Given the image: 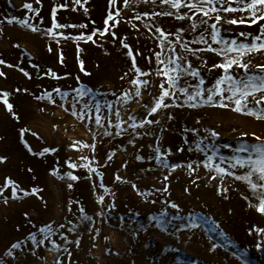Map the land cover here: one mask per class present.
<instances>
[{
	"label": "rangeland",
	"instance_id": "1",
	"mask_svg": "<svg viewBox=\"0 0 264 264\" xmlns=\"http://www.w3.org/2000/svg\"><path fill=\"white\" fill-rule=\"evenodd\" d=\"M25 3L39 8V14L25 9ZM62 3L67 7L58 9L57 22L76 26H65L54 32L69 39L44 34L52 26L50 8ZM129 3L130 8H126L122 0H117V7L113 8L107 0H88L84 4L88 12L84 13L73 0H41V5H36L34 0H0V59L5 61L0 71L6 74L0 77V92L9 93L8 101L17 117L13 119L0 103V157H5L4 163H0V187L6 178L18 186L17 199L11 197V188H4L0 195V261L3 264H57V261L59 264H264V233L257 231L264 228V216L249 207L258 203L261 190L253 192L247 181L235 179L236 175H244L247 168H228L227 163L221 162V157L227 159L234 154L246 160L248 152L235 153L234 150L242 144L260 143L255 136L264 139V121L230 108L207 105L194 109H163L149 115L147 107L158 95L156 81L162 82V78L131 72V59L124 54L127 50L120 40L129 44L133 56L141 53L136 56L137 67L152 72L156 67L154 58L150 57L153 63L148 65L142 57L150 50L159 51L155 47L158 40L151 38L153 34L145 25L175 32L180 26L187 29L188 22L164 16L148 19L143 15L135 20L132 17L144 11H167L168 6L160 4L159 0L155 4H145L143 0H129ZM108 11H118L117 19L123 18L112 29L118 39L107 34L93 36L96 44L76 39L100 29ZM22 21L39 31L32 32ZM80 24L87 27L80 28ZM133 24L136 28H132ZM224 28L236 31L225 32ZM241 29L249 31L244 25H224L221 34L225 39L240 42L244 39L237 35ZM191 38L183 35L185 41ZM78 48L81 51L77 52ZM60 55H63V63L58 59ZM199 55L208 60L207 68H211L213 61L219 62L214 54ZM78 58L83 60L89 75L80 71ZM249 59L252 65L264 63V54L255 53ZM190 60L194 67H199V61L192 57ZM9 64L12 67L6 66ZM21 69L29 76L25 77ZM233 71L243 75V70L234 67ZM125 73L128 76L122 80ZM201 76L205 79L201 87H211L217 70L202 69ZM132 78L149 80L147 87H140V97L135 96L136 88L129 83ZM189 82L195 83L191 78ZM78 88L91 92L76 104L74 90ZM65 92L68 95L62 98L61 93ZM249 100L248 108H253L251 98ZM218 101L219 97L214 98V103ZM85 102L89 106L102 105V114L108 117L105 128L112 136H102L104 129H99L94 119H89L94 116V110L87 112L84 120L70 115L71 111H86ZM177 102L187 103L182 95ZM259 107L264 105L255 106V110ZM116 111L120 113L121 129L127 131L109 126V122H118L113 115ZM134 111L136 119L131 116ZM168 113L172 114V120H167ZM144 119L160 123L145 124L135 131L129 127L133 123L139 125ZM185 128L197 129L195 136L184 132ZM205 130H214L218 136L205 139ZM117 132L120 135H116ZM146 132L151 135H145ZM201 140L204 152L195 147ZM74 141H79L75 147L72 146ZM83 144L95 147H81ZM45 148L49 152L40 155ZM52 148L56 151H51ZM155 148L161 151L156 153ZM178 148L184 150L178 152ZM157 155L168 167L155 159ZM82 156L87 159H80ZM137 156L141 159L137 160ZM208 156L213 157L211 170L204 167ZM69 163L77 167L69 168ZM122 164L125 167H121ZM188 164H192L195 171H189ZM217 164L234 175L216 173ZM174 165L180 167L173 170ZM67 173L78 179L69 180ZM165 175L170 195L155 191L162 187ZM116 176L129 183L116 181ZM251 179L257 182L255 175ZM69 183L73 185L71 189L67 187ZM132 183L140 192L152 194L138 196L130 186ZM186 187L188 193L184 192ZM217 188L222 193L223 189L228 191L217 195ZM34 189L36 195H31ZM26 192L29 195H25ZM101 196L104 197L102 202L99 201ZM153 200L156 203L153 204ZM171 203H177L180 210L172 209ZM85 216L91 219L86 220ZM46 226L52 229V234L37 247L28 237L34 234L37 241L44 239L45 234L39 229ZM17 242H21V248L12 250L11 244ZM9 250L14 258L6 255Z\"/></svg>",
	"mask_w": 264,
	"mask_h": 264
},
{
	"label": "snow or ice",
	"instance_id": "2",
	"mask_svg": "<svg viewBox=\"0 0 264 264\" xmlns=\"http://www.w3.org/2000/svg\"><path fill=\"white\" fill-rule=\"evenodd\" d=\"M36 5H41V0H34ZM123 5L126 8H130L129 0H122ZM145 4L147 3H156V0H143ZM73 3L79 5L83 8L84 13L88 12V8L84 7V4L88 3V0H84L81 3V0H73ZM107 3L112 5L113 8L117 7V0H107ZM160 4L167 5V11L161 12H148L144 11L141 14H137L132 17V19L140 20L141 15L145 18L151 19L152 17H173L177 21H187L188 26L185 29L183 26L176 28L175 32H168L162 29L161 27H153L151 25H145L148 28L149 32L152 33V39L158 40L155 47L159 49V51L150 50L148 55L143 56L142 58L147 61L148 65L153 63V60L150 57L154 58L156 67L152 72L141 71L139 67H137L136 56H141V53L137 52L136 56H133V50L129 47V44L120 40V43L124 49L127 51L124 53L127 57L131 59L130 71L135 73L138 76L145 77H160L162 78V82L160 80L156 81V87L158 90V95L153 98L150 106L147 107V111L149 115H154L159 113L163 109L169 108H197L203 107L205 105L210 107H218L222 109H231V111L254 117L256 120L264 121V107H259V110H255V106L264 105V63H259L256 65L251 64V57L255 53L264 54V0H159ZM25 9L29 11H36L39 14V8L34 9L32 3H25L23 5ZM67 4H60L58 6H52L50 8V16H51V27L46 29L44 34L55 38L57 35L62 36L64 39H69L70 37H63L62 34L54 32V29L63 28L65 26L71 28L76 25L73 24H62L57 22V12L59 8H66ZM175 9L176 11H172ZM183 9H187V11H182ZM73 12L76 11L75 8L71 9ZM120 16V13L108 11L107 16L102 21V27L100 29L94 30L90 35L84 37L83 35L77 37L76 39L83 40L84 43H88L91 41L93 44H96V41L93 40V36L104 37L106 34L113 39H118L117 34L112 31L117 25L121 23L123 19H117ZM211 21V23H209ZM111 22V23H110ZM9 24L12 23V20L8 21ZM26 27L30 28L32 32H37L39 29L28 25L26 21H22ZM125 23H130V21H125ZM224 25L228 26H246L249 31H244L243 29L237 32L239 37H243V41L238 42L237 39H225L221 34V28ZM132 28H136V25H131ZM255 26V27H253ZM80 28H85L87 25L80 24ZM138 31V29H137ZM225 32H235L236 29L233 28H224ZM192 34H195L194 36ZM183 35H190L192 38L190 40L185 41L183 39ZM169 37H174V39H170ZM249 37L251 38L249 40ZM211 41V43L209 42ZM58 43V41H57ZM204 44L207 47L201 48L199 45ZM212 44L215 45H224L223 47H213ZM14 47H18V45H13ZM49 52L52 51L50 47L48 49ZM81 51L79 48L77 52ZM208 53L214 54L217 58H219V62L213 61L211 68H207V59H201L199 54ZM235 54V55H233ZM190 57L195 58V60L199 61V67H194L193 63L190 60ZM61 63H63V55L58 57ZM78 63L80 67V71L84 72L85 75H89V73L85 72L84 62L83 60H79ZM0 65H5V61L0 59ZM7 67H12V65H6ZM243 70V75H238L233 71V68ZM205 71H213L217 70V78L215 79V83L212 84L211 87L202 88L201 86L205 84V79L201 76V70ZM258 70V71H257ZM23 72V70L21 69ZM252 73V74H250ZM5 72L0 71V77H5ZM25 77H28V72H23ZM49 75L56 77L54 72H49ZM128 76V73H125L121 76V79H125ZM30 78V77H29ZM189 78L195 81V83H190ZM129 83L135 86V96L140 97V87H147L149 84V80H138L136 78L130 79ZM223 85H227V87H222ZM16 91H21L20 89H16ZM56 92H60V89H55ZM77 93L75 98V103L78 104L80 99L84 96L88 95L91 90L90 89H75ZM227 93V94H226ZM257 94H259L257 96ZM68 95V93H61V97L64 98ZM114 95V93H113ZM127 95V93H125ZM183 96L187 103L177 102L180 96ZM9 93L8 92H0V103L4 105L7 112L12 115L13 119H17L16 114L13 111V105L8 101ZM219 97V101L214 103V98ZM249 98H251V102L254 104L253 108H248V104L250 102ZM39 99V97H37ZM227 101V103H225ZM50 102L51 99H50ZM74 106V105H73ZM103 107H107L109 109L112 108L111 105H104ZM83 113L77 111H71L70 115L77 117L80 120H84L87 116V112L94 110V116L89 117V119H94L95 125L99 129H104L100 134L102 136H112L113 133L107 131L105 128V121L108 120V117L102 114V105L99 103H94L89 106L87 102L84 104ZM66 112L69 109H65ZM117 119V123L111 124L109 122V126L114 127L116 129H121L120 122V113L116 111L113 113ZM173 116L171 113L167 114V120H172ZM159 120H148L144 119L139 125L133 123L129 125L134 131L139 127L143 128L145 124L153 125L159 124ZM199 123V121H197ZM166 129H161V131H165ZM121 131H127V129H121ZM184 132H191L193 136H195L197 129H189L185 128ZM207 135L205 139L215 138L218 136V133L214 130L208 131L205 130ZM145 135H151L150 132L144 133ZM35 135V133H33ZM116 135H120V132H117ZM244 135H247L245 133ZM254 135V134H253ZM159 139V136H157ZM255 140L260 143H252L251 145H240L237 147L234 152H248L249 155L247 159H242L238 155H233L230 158L221 157L222 163H227L228 168H247V172L244 175H236V180L247 181V183L251 186L253 192H256L257 189H260L261 192L257 197L258 203L250 204L249 207L254 208L256 213H259L261 216H264V139L260 136H255ZM79 141L73 142V147L78 144ZM129 144L132 143V140L128 141ZM187 143V140H185ZM204 143L203 140L196 143L195 147L197 151L204 152L205 148L201 147ZM27 147V145H25ZM81 147L93 148L95 145L83 144ZM224 147H228V145H224ZM184 149L178 148L177 151L181 152ZM191 150V149H189ZM29 151L31 149L29 148ZM51 151L55 152L56 149L52 148ZM154 151L159 153L160 148H155ZM49 152L48 148H45L40 155ZM254 157V158H253ZM112 157L109 156L110 160ZM80 159H87V157H80ZM137 160L141 159V157L137 156ZM158 161L163 164L164 167H168L166 161L161 160L160 156L157 155L155 157ZM208 163L204 165V167L208 169L213 168L212 156L207 157ZM5 157H0V163H4ZM69 168H76L77 165L75 163H69ZM86 167V166H85ZM121 167H125V164H122ZM176 167H180V165H174L173 170ZM187 168L189 171H195L192 164H188ZM215 172L218 174H226L229 176H233L234 173L230 172L228 169L221 167L219 164L215 165ZM31 171V169H29ZM91 171H95V169H91ZM67 178L72 181H76L78 177L76 175H72L71 173H67ZM256 176L257 182L253 183L251 177ZM215 179V177H211ZM89 179H91L89 177ZM115 180L120 183H129L127 180H122L120 176H116ZM168 176L165 175L163 177L162 187L155 189L156 192H159L161 195H170L169 189L167 186ZM195 183V181H192ZM72 184L69 183L67 187L69 189L72 188ZM131 188L136 192L138 196H147L152 193H142L137 188L135 183H132ZM17 187L14 186V182L8 180L7 178L4 181L3 187H0V195L3 194L4 188H11V197L13 199H17ZM188 188H184V192L188 193ZM228 189H223V193H226ZM37 190H33L31 195H36ZM219 188H217V195L223 194ZM25 195H29V193H25ZM226 199L227 196L225 195ZM104 199L103 196L99 197V201L102 202ZM247 199V198H245ZM4 203L7 204V199L4 200ZM152 203H156L155 200ZM170 207L172 209H176L179 211V205L177 203H171ZM84 209L81 208L80 212H83ZM162 215H166V213H162ZM174 219L176 217H173ZM84 219L90 220L91 217L85 216ZM155 219V217H153ZM71 223V222H70ZM61 228L64 225H60ZM40 233L45 234L44 239L37 241L36 236L34 234H30L28 237L30 240L36 244L37 247L44 244V241L49 239V236L52 234V229L49 226L39 229ZM72 231V229H69ZM258 232L264 233V228L257 229ZM63 240L67 241L66 237H62ZM68 243H72V241H67ZM75 243L78 244V241ZM11 249H20L21 242L12 243ZM53 247H57V245L53 244ZM65 251H67L65 249ZM7 256L13 257V253L9 250L6 253ZM71 254L69 253V256ZM14 258V257H13ZM0 264H3L0 261ZM59 264V261H57Z\"/></svg>",
	"mask_w": 264,
	"mask_h": 264
},
{
	"label": "bare ground",
	"instance_id": "3",
	"mask_svg": "<svg viewBox=\"0 0 264 264\" xmlns=\"http://www.w3.org/2000/svg\"><path fill=\"white\" fill-rule=\"evenodd\" d=\"M131 116H132L133 119H136L137 118L136 112L134 111Z\"/></svg>",
	"mask_w": 264,
	"mask_h": 264
}]
</instances>
